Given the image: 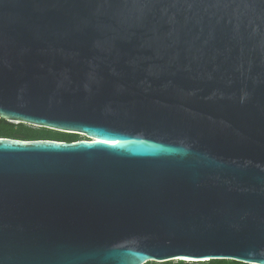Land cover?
I'll return each mask as SVG.
<instances>
[{"label": "water", "instance_id": "obj_1", "mask_svg": "<svg viewBox=\"0 0 264 264\" xmlns=\"http://www.w3.org/2000/svg\"><path fill=\"white\" fill-rule=\"evenodd\" d=\"M0 120V264H264V0H0Z\"/></svg>", "mask_w": 264, "mask_h": 264}, {"label": "trees", "instance_id": "obj_2", "mask_svg": "<svg viewBox=\"0 0 264 264\" xmlns=\"http://www.w3.org/2000/svg\"><path fill=\"white\" fill-rule=\"evenodd\" d=\"M0 139H9L16 141H53L62 143H74L78 142V136L67 135L57 132H52L44 129L32 130L24 125L10 124L4 120H0ZM187 262H180L184 264ZM200 264H238L228 261H210Z\"/></svg>", "mask_w": 264, "mask_h": 264}, {"label": "rangeland", "instance_id": "obj_3", "mask_svg": "<svg viewBox=\"0 0 264 264\" xmlns=\"http://www.w3.org/2000/svg\"><path fill=\"white\" fill-rule=\"evenodd\" d=\"M28 127V126H27ZM32 130H37V128H33V127H28ZM79 141H86V139L84 137L78 136ZM181 261H174V262H170V263H166V264H180ZM149 264H156V263H149ZM184 264H195V263H184ZM196 264H200V263H196Z\"/></svg>", "mask_w": 264, "mask_h": 264}, {"label": "bare ground", "instance_id": "obj_4", "mask_svg": "<svg viewBox=\"0 0 264 264\" xmlns=\"http://www.w3.org/2000/svg\"><path fill=\"white\" fill-rule=\"evenodd\" d=\"M180 261H182V262H187V263H190V262H192V263H196V262H198V261H190V260H180Z\"/></svg>", "mask_w": 264, "mask_h": 264}]
</instances>
